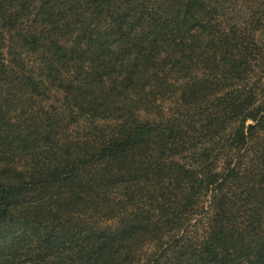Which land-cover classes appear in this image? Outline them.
Listing matches in <instances>:
<instances>
[{
    "label": "trees",
    "instance_id": "1",
    "mask_svg": "<svg viewBox=\"0 0 264 264\" xmlns=\"http://www.w3.org/2000/svg\"><path fill=\"white\" fill-rule=\"evenodd\" d=\"M0 264H264V0H0Z\"/></svg>",
    "mask_w": 264,
    "mask_h": 264
}]
</instances>
